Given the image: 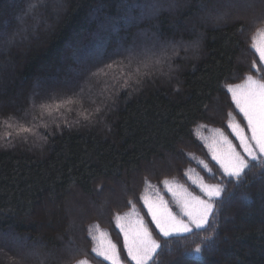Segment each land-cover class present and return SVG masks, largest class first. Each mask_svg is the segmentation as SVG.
<instances>
[{"label":"trees","instance_id":"obj_1","mask_svg":"<svg viewBox=\"0 0 264 264\" xmlns=\"http://www.w3.org/2000/svg\"><path fill=\"white\" fill-rule=\"evenodd\" d=\"M37 2L0 0V230L29 237L28 245L49 254L45 264H61L69 241L90 251L100 232L108 234L125 260L116 216L136 208L162 245L150 264H264V167L253 162L241 181L224 177L197 135L208 125L238 144L228 124L236 115L244 119L225 85L261 76L252 68L253 61L259 67L252 45L264 31V0H39L36 10L25 15ZM153 3L155 14L133 7L127 10L130 22L120 19L126 4ZM247 3L253 14L245 17L238 8ZM109 20L118 22V31L104 30ZM181 40L183 45L173 47ZM133 44L156 51L152 60L161 62L152 78L131 94L120 90L114 104L107 93L101 98L93 92L96 103L62 110L56 122L72 127L56 130V118L39 107L47 95L60 91L50 78L76 81L83 63L75 57ZM105 103L109 108L97 117L96 109ZM84 109L93 113L88 121ZM5 115L16 118L5 122ZM21 125L31 126L36 135L25 142L24 134H16ZM9 132L12 137L6 139ZM193 153L201 154L215 175L197 164ZM190 168L209 183L224 181L218 231L161 238L142 197L164 192L165 180L203 195L190 182ZM164 198L179 213L172 196L165 193ZM202 236L214 241L196 254L192 250ZM6 251H0V264H9ZM93 257V264H110Z\"/></svg>","mask_w":264,"mask_h":264},{"label":"snow or ice","instance_id":"obj_2","mask_svg":"<svg viewBox=\"0 0 264 264\" xmlns=\"http://www.w3.org/2000/svg\"><path fill=\"white\" fill-rule=\"evenodd\" d=\"M38 2L29 4L25 15L33 13L38 7ZM124 7L125 15L120 19L125 23L130 22V17L127 14L128 9L144 7L152 14H155L157 10L155 3L144 6L126 4ZM202 7H205V5H202ZM219 18V16L216 17L217 20ZM21 20H23V17H21ZM102 27L106 32H116L118 31V22L109 20ZM191 31L195 36L196 28L194 25ZM3 35V33H0V37ZM259 38L264 40V32L260 33ZM8 42L10 43L11 40L9 39ZM172 43L173 47H176L183 45L184 42L181 40ZM191 44L194 47L198 46L199 37L196 36ZM252 47L259 55V67L257 62L253 61L252 68L261 73L260 78L255 79L249 75L243 85H225L227 92L231 93L236 109L247 121L250 135H246L239 124L230 121L228 127L232 129L239 143L234 145L219 129H216L215 131L219 134L220 140L227 144V150L218 152L212 144L209 145V149L212 151V159L220 165L223 176L235 178L237 181H241L247 175V171L251 170L253 162H258V166L264 167V45L254 40ZM156 55L154 48L138 49L133 44L128 47L120 45L111 53H109L107 47H100L94 55L88 57L77 56L74 58L76 63H83V67L76 72L77 80L58 81L55 76L51 77L50 79L60 87V91H53L47 95L46 100L41 102L39 107L45 109L49 117L56 118L53 121L56 130H61L62 126L71 128L72 125L66 121L63 122V125L56 122L62 115V110L72 112L77 105L83 108L85 102L96 103L92 96L93 92L101 98L107 93L108 101L114 104L113 96H118L120 90L127 91L129 94L138 91L144 80L152 78L155 66L161 62L158 58L152 60V57ZM117 83L120 85L119 90L116 89ZM65 86L71 87L65 90ZM35 96L34 93L32 97L33 108L37 106ZM109 106V103H105L104 108L98 107L94 114L100 117L101 113ZM84 113H87L84 114V120L88 121L92 118L93 113H88L87 109H84ZM15 118L14 115H5L4 120L6 122ZM42 126L45 129L48 128L47 123ZM8 127H12V125L8 124ZM16 134L17 136L24 134L22 139L25 142L28 135H36L33 128L27 125L19 126ZM50 134H45L44 138L47 139V135ZM11 137L12 133L9 132L6 139H11ZM220 140H217L216 143H220ZM204 167L208 169L207 164H204ZM208 171L211 172V169H208ZM223 182V179H221L217 183L208 184L203 181V178H200L197 186L203 195L199 196L187 192V189H183V186H180L183 191L178 192L168 180L163 181L180 211L179 213L173 212L163 196L158 195L157 200L144 196L142 199L144 206L147 208V215L151 217L150 223L155 225L158 234L164 239L197 237L199 235L198 230L206 231L208 228L217 232L218 211L223 203L221 199V193L224 191ZM193 183L197 182L193 180ZM244 199H247V197H244ZM128 216L129 214H125L123 217L116 216V226L123 234V248L127 251V257L124 261L121 260L117 245L107 238L106 233L100 232L95 237L96 244L90 251L81 249L75 246L72 241H69L64 248L63 256L60 258L61 264H92V259L89 257L93 253L95 257H103V260L109 261L110 264H150L162 245L153 237L152 231L144 223L143 218L137 217L135 222H132L128 219ZM28 239L30 238L13 235L11 230L7 232L0 230V251L7 250L5 256L9 264H27L29 260H37L39 264H45L49 254L36 250L34 245H28L26 243ZM213 241L214 237L212 236H202L200 237V243L192 251L201 254L203 251L201 245L208 246ZM97 264H100V261H97Z\"/></svg>","mask_w":264,"mask_h":264},{"label":"rangeland","instance_id":"obj_3","mask_svg":"<svg viewBox=\"0 0 264 264\" xmlns=\"http://www.w3.org/2000/svg\"><path fill=\"white\" fill-rule=\"evenodd\" d=\"M247 5V7H243L242 5L240 6V8H238V9H241V10H243L242 11V13H243V16H245V17H248V14H250V15H252L253 14V12H251V11H253V10H251L252 8H251V6L252 5H250V4H246ZM248 9V10H247ZM254 16V15H253ZM257 16V15H256ZM262 32H264V31H262ZM260 34L258 35V37H257V39H256V42L257 43H260V44H262V45H264V40H260ZM255 79H259V78H257V77H255V76H253ZM245 83V80L244 81H242V82H240V83H237V84H234V85H243ZM239 111V110H238ZM241 116H242V114H241ZM236 117L237 118H239L237 115H236ZM236 117H232L231 119H230V121H232V122H234V123H237V124H239V126L242 128V129H244V132H245V134L246 135H250V132H249V130H248V128H247V121L246 120H244V123H242L241 121H239ZM243 118V117H242ZM216 129H218V128H213V127H210V126H208V125H205V126H203L201 129H200V132L199 133H197V135H198V137H199V140L200 141H202L203 142V144H205V146L207 147V151H208V154L212 157V151L209 149V145L210 144H212L215 148H216V150L218 151V152H223V151H225V150H227V144H225V143H223V141L222 140H220V137H219V134L215 131ZM231 129V128H230ZM220 130V132H222L223 133V135L225 136V137H227L228 138V140H230L234 145H236V143H234L227 135H226V133L224 132V131H222L221 129H219ZM231 131H232V129H231ZM217 140H220V143H216V141ZM238 143H239V141H237ZM239 150V149H238ZM197 154V153H196ZM196 154H191V158L197 163V164H201L203 167H204V164H207L208 165V169H211V172H209L208 171V169H206L205 167H204V169H206L207 170V173L208 174H212V175H215V171L213 170V168H212V166L210 165V163L205 159V158H203V156L201 155V154H199V155H196ZM202 156V157H201ZM215 161V160H214ZM201 162H203V163H201ZM216 162V161H215ZM217 163V162H216ZM220 166V165H219ZM191 169V168H190ZM189 171H191L190 173V182L192 183V184H194L193 183V180H195L197 183H195L194 185L199 189V187L197 186L198 185V183H199V180H200V178H201V176L198 174V173H196L195 171V169H191V170H189ZM223 171V170H222ZM205 183H208V184H214V183H209V182H207V181H205V179L203 180ZM169 183L172 185V187L175 189V190H177L178 192H182L183 191V189H187V192H189V193H192L193 195H199V196H202V195H200L199 193H197V192H195V191H192L190 188H188V186L187 185H184V184H181V183H179V182H176V181H169ZM180 186H183V189H181L180 188ZM165 193H168V194H170L171 196H172V194L170 193V192H168L167 191V189H166V187H165V189H164V192H162V193H160L159 191H157V190H155L153 193L152 192H149L148 193V195H146V196H148L150 199H152V200H157L158 199V195L159 196H163V198H164V195H165ZM222 194H223V192L221 193V196H222ZM173 198V197H172ZM164 200H166L165 198H164ZM169 204V203H168ZM170 206V205H169ZM174 212V211H173ZM127 214H129V216H128V219L130 220V221H132V222H135V220L137 219V217H140V218H142V216L140 215V213L137 211V209L136 208H134L133 210H131L130 212H128ZM123 216H125V215H123ZM122 216V217H123ZM144 220V219H143ZM144 223H145V221H144ZM146 224V223H145ZM105 233V232H104ZM107 234V233H106ZM99 235V234H98ZM98 235H96V236H98ZM107 238L108 239H110L111 240V238L108 236V234H107ZM112 241V240H111ZM112 243H114L113 241H112ZM96 244V243H95ZM174 254L175 253H171V255H173L174 256ZM100 258H102L103 259V257H100ZM121 260L122 261H124L123 259H122V257H121ZM109 262V261H108ZM93 264V263H92Z\"/></svg>","mask_w":264,"mask_h":264}]
</instances>
